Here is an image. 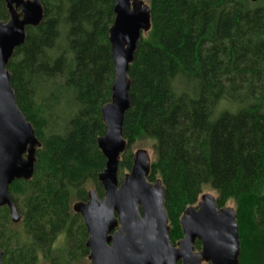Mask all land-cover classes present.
Instances as JSON below:
<instances>
[{"label":"trees","instance_id":"1","mask_svg":"<svg viewBox=\"0 0 264 264\" xmlns=\"http://www.w3.org/2000/svg\"><path fill=\"white\" fill-rule=\"evenodd\" d=\"M40 3L42 22L26 28L6 67L17 107L40 143L32 179L8 187L14 203L23 198L34 245L13 252L1 232L2 264H35V247L50 254L49 236L70 216L79 218L69 203L86 201L87 183L103 197L98 174L105 159L97 139L106 131L101 108L114 78L108 30L115 0ZM147 5L150 30L128 70L127 148L118 168L130 170L133 142L151 141L147 180L164 187L172 246L182 239V214L209 187L218 208L234 203L239 263L264 264V0ZM7 18L0 0V21ZM0 215L6 221L7 210ZM73 238L87 255L85 228Z\"/></svg>","mask_w":264,"mask_h":264},{"label":"water","instance_id":"2","mask_svg":"<svg viewBox=\"0 0 264 264\" xmlns=\"http://www.w3.org/2000/svg\"><path fill=\"white\" fill-rule=\"evenodd\" d=\"M3 2L9 18L0 21V208L7 207L16 223L19 214L8 187L15 180L32 179L40 143L17 107L6 67L14 50L24 43L26 28L37 27L44 13L40 0ZM113 13L108 41L114 78L110 101L101 108L106 131L97 139L105 159L98 174L104 195L100 200L89 191L85 203L73 205L87 232L88 259L91 264H240L234 209L218 208L215 198L201 195L196 206L182 214V239L172 246L163 207L164 187L160 180H147L151 165L148 153L137 150L129 173L118 180L120 156L127 148L122 127L129 108L128 70L138 41L150 30V13L142 0H115ZM196 241L200 243L197 251ZM2 255L0 250V264Z\"/></svg>","mask_w":264,"mask_h":264},{"label":"rangeland","instance_id":"3","mask_svg":"<svg viewBox=\"0 0 264 264\" xmlns=\"http://www.w3.org/2000/svg\"><path fill=\"white\" fill-rule=\"evenodd\" d=\"M142 1L144 4H147V0H142ZM137 150H145L149 155L150 164L153 162L154 151H153V143L151 141L140 140L133 142L129 152L133 155ZM127 173H129V170H122L118 168L117 171L118 180L120 181L122 177ZM84 188L86 189L87 193L89 191L95 190V188H93L92 186V183H87L86 187L84 186ZM206 194L212 196L213 198L216 197V193L213 190H211L209 187L204 188L203 192L201 193V195H206ZM77 201L80 202L79 200L75 201V199H72L71 202L69 203V207H70V211L73 212L75 215H78L79 218L74 220L70 216V219L68 218L67 222L64 223L62 227H60V230H58L55 234L49 236L50 243L48 248L50 250V254H48L46 248H43L42 251L40 248L35 247L36 250L39 249L36 254L35 264H53V263L54 264H91L90 260L88 259V254L84 256L82 251L79 250L80 241L77 243H74L75 241H73L74 239L73 233L79 232V230L81 231V226L85 228L81 215L73 211V205L77 203ZM14 205L19 214V221L16 223L12 222L10 219L8 208L1 207L0 213L2 209H5L8 212V217L6 221L5 220L3 221L2 215H0V226L2 224V226L0 227V233L3 232L4 237H6V239H8L7 237H9L8 242L11 251L14 252L17 249H20V247L26 248L30 251V248L32 247V245H34V243L32 242V231H30L28 223L26 222V220H24L23 198L17 197ZM225 207H229L233 209L234 207L233 201L232 200L228 201ZM195 250L197 251V249ZM202 264H206V263H202Z\"/></svg>","mask_w":264,"mask_h":264},{"label":"flooded vegetation","instance_id":"4","mask_svg":"<svg viewBox=\"0 0 264 264\" xmlns=\"http://www.w3.org/2000/svg\"><path fill=\"white\" fill-rule=\"evenodd\" d=\"M2 1H3V0H2ZM3 3H4V2H3ZM4 5H5V4H4ZM6 12H7V10H6ZM7 14H8V13H7ZM7 20H8V19H7ZM7 20H6V21H7ZM6 21H5V22H6ZM102 189H103V188H102ZM103 195H104V191H103ZM102 198H103V197H102ZM102 198H101V199H102ZM87 199H88V198H87ZM87 199H86V201H87ZM101 199H100V200H101ZM86 201H84V203H85ZM85 247H86V246H85ZM86 248H87V247H86ZM88 254H89V251H88Z\"/></svg>","mask_w":264,"mask_h":264}]
</instances>
